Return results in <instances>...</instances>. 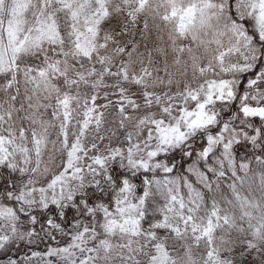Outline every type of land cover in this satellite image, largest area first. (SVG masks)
<instances>
[{
    "label": "snow or ice",
    "instance_id": "6c2138e0",
    "mask_svg": "<svg viewBox=\"0 0 264 264\" xmlns=\"http://www.w3.org/2000/svg\"><path fill=\"white\" fill-rule=\"evenodd\" d=\"M0 264H264V0H0Z\"/></svg>",
    "mask_w": 264,
    "mask_h": 264
}]
</instances>
